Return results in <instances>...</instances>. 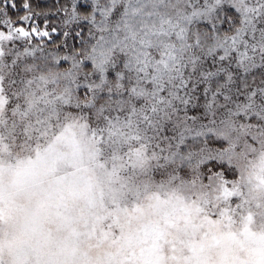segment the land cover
Segmentation results:
<instances>
[{"label":"snow or ice","instance_id":"6c2138e0","mask_svg":"<svg viewBox=\"0 0 264 264\" xmlns=\"http://www.w3.org/2000/svg\"><path fill=\"white\" fill-rule=\"evenodd\" d=\"M0 264H264V0H0Z\"/></svg>","mask_w":264,"mask_h":264}]
</instances>
